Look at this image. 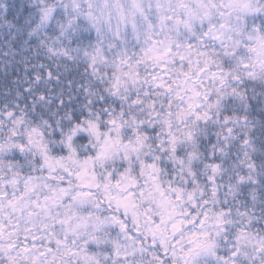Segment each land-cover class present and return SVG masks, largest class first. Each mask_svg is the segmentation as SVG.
<instances>
[{
  "label": "snow or ice",
  "instance_id": "snow-or-ice-1",
  "mask_svg": "<svg viewBox=\"0 0 264 264\" xmlns=\"http://www.w3.org/2000/svg\"><path fill=\"white\" fill-rule=\"evenodd\" d=\"M0 66V264H264V0H0Z\"/></svg>",
  "mask_w": 264,
  "mask_h": 264
},
{
  "label": "trees",
  "instance_id": "trees-1",
  "mask_svg": "<svg viewBox=\"0 0 264 264\" xmlns=\"http://www.w3.org/2000/svg\"><path fill=\"white\" fill-rule=\"evenodd\" d=\"M13 71V69H9V73H10V75H9V80H12V79H14V76H12L11 75V72ZM4 79V69H3V67L2 66H0V81H2Z\"/></svg>",
  "mask_w": 264,
  "mask_h": 264
}]
</instances>
